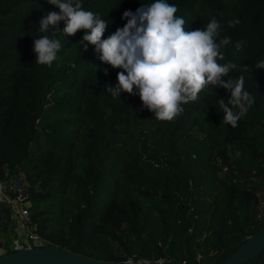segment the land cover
<instances>
[{
	"label": "trees",
	"instance_id": "16d2710c",
	"mask_svg": "<svg viewBox=\"0 0 264 264\" xmlns=\"http://www.w3.org/2000/svg\"><path fill=\"white\" fill-rule=\"evenodd\" d=\"M152 2L82 0L108 22L102 39L126 25L125 11ZM167 2L189 31L215 17L232 41L219 63L248 67L230 74H243L254 98L236 128L223 121V88L209 87L170 122L155 119L138 94L114 98L107 86L123 69L95 46L85 50V30L68 36L61 21L60 32L41 33L40 20L57 7L0 0V182L44 245L121 263L145 255L142 244L162 264H221L264 227V70L255 68L264 60V0ZM42 35L61 41L51 67L35 63ZM13 227L0 202V256L32 247H12ZM243 264H264V249Z\"/></svg>",
	"mask_w": 264,
	"mask_h": 264
},
{
	"label": "clouds",
	"instance_id": "9594fccd",
	"mask_svg": "<svg viewBox=\"0 0 264 264\" xmlns=\"http://www.w3.org/2000/svg\"><path fill=\"white\" fill-rule=\"evenodd\" d=\"M48 3L60 11L48 12L39 22V31L49 33L51 27L55 29L54 35L60 32L61 21L66 24L63 33L68 36L85 30L81 41L85 50L91 44L103 62L114 69H123L117 74L118 83L107 86V92L114 98L122 92L138 94L143 107L159 121H173L183 113L184 105L197 101L209 87L230 93L227 103L219 99L218 105L224 113V123L233 128L254 104V98L245 90V76L230 75L247 72L248 67L241 70L240 65L231 61L219 63L225 60L222 49L232 41L227 36L221 38V25L215 17L202 29L189 31L185 29L184 18L177 16L176 5L154 0L135 13L125 11L122 18L127 20L126 25L102 39L108 22L97 13L86 11L82 0H48ZM239 22L234 21L230 27ZM61 47V41L49 35L34 39L35 63L51 67ZM255 68L264 70V60Z\"/></svg>",
	"mask_w": 264,
	"mask_h": 264
},
{
	"label": "water",
	"instance_id": "95a60500",
	"mask_svg": "<svg viewBox=\"0 0 264 264\" xmlns=\"http://www.w3.org/2000/svg\"><path fill=\"white\" fill-rule=\"evenodd\" d=\"M25 191H22V195ZM264 249V227L242 243L221 264H243ZM0 264H127L100 262L35 239L32 247L0 256Z\"/></svg>",
	"mask_w": 264,
	"mask_h": 264
},
{
	"label": "built area",
	"instance_id": "2783aa9c",
	"mask_svg": "<svg viewBox=\"0 0 264 264\" xmlns=\"http://www.w3.org/2000/svg\"><path fill=\"white\" fill-rule=\"evenodd\" d=\"M23 196H18L17 201L21 200ZM0 202H7L10 205V213L11 216L15 219H20L23 225L24 234L20 240L13 242V247L15 248H21L24 245L23 240L26 242V244H32L33 241L36 239V225H29L27 224L29 221V214L28 211L23 208L19 207L17 202L12 200L10 197L5 195L4 193L0 192ZM127 264H162L161 260L157 261H149L145 259H137L130 258L126 261Z\"/></svg>",
	"mask_w": 264,
	"mask_h": 264
},
{
	"label": "crops",
	"instance_id": "0c3cea01",
	"mask_svg": "<svg viewBox=\"0 0 264 264\" xmlns=\"http://www.w3.org/2000/svg\"><path fill=\"white\" fill-rule=\"evenodd\" d=\"M6 185H8L7 182H0V192L4 193L5 195H7L8 197H10V194L7 191ZM18 197V196H17ZM19 207H22L20 204H18ZM13 223H14V227L13 230L11 232V235L13 234H18V238L17 237H13L12 238V247H13V242L20 240L23 237L24 234V229H23V225L20 219H15L14 217H12Z\"/></svg>",
	"mask_w": 264,
	"mask_h": 264
},
{
	"label": "rangeland",
	"instance_id": "374dc122",
	"mask_svg": "<svg viewBox=\"0 0 264 264\" xmlns=\"http://www.w3.org/2000/svg\"><path fill=\"white\" fill-rule=\"evenodd\" d=\"M18 204H20V205H23V202H18ZM157 234H154V236H156ZM158 235L156 236V241H158V242H160V240L158 239ZM148 238V236H146V237H144L143 238V240H145V239H147ZM136 249L137 250H139L140 252H147L145 255H143V256H140L141 258H144V259H146V260H149V261H152V260H150L151 258H152V253H151V250H148V251H146L147 249H145V247L142 245V244H138L137 245V247H136ZM146 255H149V256H146ZM133 256H135V255H133ZM137 256V255H136ZM140 257H139V259H140ZM161 260V262H163L164 261V259H160Z\"/></svg>",
	"mask_w": 264,
	"mask_h": 264
}]
</instances>
